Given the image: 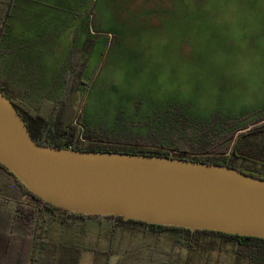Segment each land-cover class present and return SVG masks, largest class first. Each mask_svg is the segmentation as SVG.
Instances as JSON below:
<instances>
[{
    "label": "rangeland",
    "instance_id": "1",
    "mask_svg": "<svg viewBox=\"0 0 264 264\" xmlns=\"http://www.w3.org/2000/svg\"><path fill=\"white\" fill-rule=\"evenodd\" d=\"M67 1L11 0L0 81L14 85L16 97L32 103L58 98L63 78L84 63L77 90L86 91L84 135L138 149L227 153L233 135L264 119V0L58 6ZM256 140L264 145V135ZM18 190L0 170V264L9 236L31 232L16 202L29 207L33 201ZM193 241L200 245L195 264H234L230 243L206 236ZM112 244L111 257L101 255L102 242L97 257L80 264H103L105 258L108 264H183L187 257L185 246L165 232L155 236L141 226L120 228ZM64 245L63 252L73 249L70 238Z\"/></svg>",
    "mask_w": 264,
    "mask_h": 264
},
{
    "label": "water",
    "instance_id": "2",
    "mask_svg": "<svg viewBox=\"0 0 264 264\" xmlns=\"http://www.w3.org/2000/svg\"><path fill=\"white\" fill-rule=\"evenodd\" d=\"M0 165L67 212L264 239L263 179L171 157L38 145L1 92Z\"/></svg>",
    "mask_w": 264,
    "mask_h": 264
},
{
    "label": "trees",
    "instance_id": "3",
    "mask_svg": "<svg viewBox=\"0 0 264 264\" xmlns=\"http://www.w3.org/2000/svg\"><path fill=\"white\" fill-rule=\"evenodd\" d=\"M12 8L11 0H0V42L3 39L4 28L10 16ZM82 64H79L77 73H70L63 78V84L59 97L53 100L43 99L32 103L16 97L11 92L8 81H0V92L12 102L21 119L23 120L31 138L42 146L56 149H72L85 152H111L138 154L157 157H171L192 162H200L210 165L227 166L236 169L246 175L264 180V145L256 140L258 136L264 135V119L252 123L243 130L238 131L232 137V142L227 153L220 152L214 155L204 153L181 152L172 148L138 149L132 146H116L102 141L89 140L81 130L84 125L82 106L84 93H77L78 83L82 76ZM19 93V92H18ZM87 142H84V141ZM3 170L11 176L18 187L19 196H28L32 199L29 207L16 202V211L20 220L33 224L34 240L32 249L43 243L46 227L49 222L57 220L62 224L71 225V218H88L97 222L110 223L109 249L107 257L111 252L113 238L120 228L126 226H141L153 235L166 233L170 239L177 244L185 246L187 257L183 264H195L199 252V246L195 245L193 237L206 236L230 243L233 246L234 264H264V239L244 237L238 235L223 234L215 231H190L185 228L148 225L137 221H123L115 216H86L75 214L53 207L44 203L41 199L31 194L11 173L0 165ZM17 200V199H16ZM70 218V219H69ZM48 258H5L4 264H48ZM68 261H70L68 263ZM66 264H77V258H68ZM62 262L61 264H65Z\"/></svg>",
    "mask_w": 264,
    "mask_h": 264
},
{
    "label": "crops",
    "instance_id": "4",
    "mask_svg": "<svg viewBox=\"0 0 264 264\" xmlns=\"http://www.w3.org/2000/svg\"><path fill=\"white\" fill-rule=\"evenodd\" d=\"M45 1V0H43ZM148 7H155L160 5L162 7H174V6H186L195 4V0H143ZM258 1V0H250ZM58 6H72L82 7V0H69L65 3L58 2ZM2 71L0 69V79ZM14 86V85H13ZM43 100V99H41ZM40 101V100H39ZM70 219V218H69ZM71 225L62 224L57 220L49 222L44 234L43 243L41 246H37L35 250L32 249L34 238L33 224H31V232L26 237H22L17 233L11 234L9 246L6 244L4 258H59L62 262L68 260V258H77L78 264L81 263V258L97 257L99 246L103 242V246H106L104 252L101 255H106L109 249V235H110V223L97 222L88 218H71ZM28 234V233H27ZM94 234V235H93ZM73 247L67 253L64 251V244L69 242ZM102 241V242H101ZM9 249V252L8 250ZM112 249V248H111ZM97 252V253H96ZM9 253V254H8ZM109 257H111L109 255ZM103 260V264L108 262ZM51 262V261H50Z\"/></svg>",
    "mask_w": 264,
    "mask_h": 264
}]
</instances>
